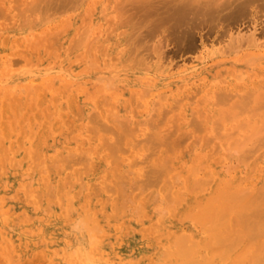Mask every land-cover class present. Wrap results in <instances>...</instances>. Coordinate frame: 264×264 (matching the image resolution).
I'll return each instance as SVG.
<instances>
[{"label":"bare ground","instance_id":"1","mask_svg":"<svg viewBox=\"0 0 264 264\" xmlns=\"http://www.w3.org/2000/svg\"><path fill=\"white\" fill-rule=\"evenodd\" d=\"M223 3L0 0V264H264V31L198 45Z\"/></svg>","mask_w":264,"mask_h":264},{"label":"rangeland","instance_id":"2","mask_svg":"<svg viewBox=\"0 0 264 264\" xmlns=\"http://www.w3.org/2000/svg\"><path fill=\"white\" fill-rule=\"evenodd\" d=\"M245 0H235V3H239L237 5H240L241 2H243ZM255 1V2H254ZM234 3V4H235ZM230 3L226 4L223 3L222 6V11L221 13H224L225 11H227V16L225 14V16L222 14H220L221 19L222 17L224 19H219L220 17L216 18V19H209L208 15H205L204 18H198V22L200 23L201 21L203 22L204 19L205 23L201 22L200 26L198 25V22L196 23L197 26L193 27V29H191V31L194 33L193 34V41L199 45L202 42V39L208 40V39H224L226 41V43L229 40V36H228V31L232 28V27H237L240 26L242 28L247 29L248 26H253L255 24H257V26L259 27V31L261 30L264 31V0H252V4H250V6L247 8L246 13L244 14H238L236 15V19H233L235 17H229L228 13L234 12L235 8H237V5H229ZM129 4H127L128 6ZM132 5V4H131ZM131 5H129V10H128V15H131V25H133L134 27H128L127 24L123 25L124 28L128 29L129 31L127 33H123V36H127V42H126V46L127 44H129L130 38H128V36L130 34H135L134 36H137L138 34V41H139V47L142 48V53H145L147 55L150 56V60L154 59L156 56L153 55V48L156 44L160 43L162 45V49L166 51V54L168 55V57H172L174 59V61H179L182 60L186 57L189 56H194L195 51H191V49L189 48L190 45V40L186 39V41L184 40L181 42V39H179V36L177 35V32H173V22L172 21H167L165 23H163L161 26H159V28L154 31L151 32L150 28L152 26V21H153V17H146L144 19V21L141 19V17L136 14L137 10L135 8L136 5L130 7ZM227 10H226V7ZM230 6V7H229ZM231 6L233 9H231ZM239 8V6H238ZM236 9V12H239V9ZM231 9V11H230ZM230 11V12H229ZM235 12V13H236ZM241 15V16H239ZM226 17V19H225ZM207 18V21H206ZM239 18V19H238ZM142 20V21H139ZM201 20V21H200ZM212 20H215L212 22ZM218 20V22H217ZM211 21V22H210ZM220 21V22H219ZM242 21V22H241ZM207 23V24H206ZM249 24L248 26H245ZM199 26V27H198ZM245 26V27H244ZM173 29V30H172ZM173 33V34H172ZM196 33V34H195ZM177 35V36H176ZM196 35V36H194ZM176 36V37H175ZM202 36V37H201ZM198 39H197V38ZM134 38V37H133ZM179 39V40H177ZM188 40V41H187ZM198 41V42H197ZM188 43L189 45H186V43ZM190 50H189V49ZM230 52V51H228ZM88 61V60H87ZM93 62V60H89L88 63L91 64ZM189 66L193 65L192 61H189L187 63ZM134 67H137L140 69L142 74L146 73V70H143V67L135 64L133 65ZM187 66V65H186ZM190 72V71H188Z\"/></svg>","mask_w":264,"mask_h":264}]
</instances>
